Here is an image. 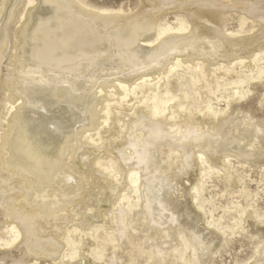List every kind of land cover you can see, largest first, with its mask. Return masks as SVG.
I'll return each mask as SVG.
<instances>
[{
    "label": "bare ground",
    "instance_id": "6f19581e",
    "mask_svg": "<svg viewBox=\"0 0 264 264\" xmlns=\"http://www.w3.org/2000/svg\"><path fill=\"white\" fill-rule=\"evenodd\" d=\"M135 6L0 0V264H264V0Z\"/></svg>",
    "mask_w": 264,
    "mask_h": 264
},
{
    "label": "rangeland",
    "instance_id": "374dc122",
    "mask_svg": "<svg viewBox=\"0 0 264 264\" xmlns=\"http://www.w3.org/2000/svg\"><path fill=\"white\" fill-rule=\"evenodd\" d=\"M92 1H94V2L97 1V2H99L101 4L104 3V4H107L109 6H113V7H121L122 6L124 9L127 8L125 10H129V9L132 10L133 9V11H136L135 4L138 3V0H92ZM248 2L246 1L245 4L248 5L247 4ZM168 18L170 20H172L173 16H169ZM237 24H238V20H237L236 15H234L233 18L232 19L230 18L229 21H228V28L229 29L230 28L232 29L233 27L236 28ZM257 171H258V173H257ZM252 172L253 173H251V178L254 179V180H257V181H254L255 183L252 182V184L250 182L248 185L249 186L251 185L250 188H251L252 191L253 190H258L259 192L261 191V196L253 199V201L256 203V205L260 209H262L264 211V192L262 194V190H264V182H263V184L260 183L261 185H257V187H256V184L259 182L258 180L260 179V177H259V172L260 171L255 168ZM256 175H257V177H256ZM261 187L263 189H261ZM250 242L251 241L248 238L246 239L245 237L244 238L243 237H237V239H235L233 242H231L227 246L229 248H225V249L221 250L220 253H218L216 255V257L214 258L215 262H213V264H236V262L238 260L244 259L248 255H250V251H251V248H252V244ZM224 250H226V251H224Z\"/></svg>",
    "mask_w": 264,
    "mask_h": 264
}]
</instances>
